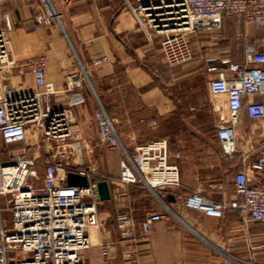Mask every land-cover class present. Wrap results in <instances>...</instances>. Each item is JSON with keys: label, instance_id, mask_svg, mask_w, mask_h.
Wrapping results in <instances>:
<instances>
[{"label": "crops", "instance_id": "obj_1", "mask_svg": "<svg viewBox=\"0 0 264 264\" xmlns=\"http://www.w3.org/2000/svg\"><path fill=\"white\" fill-rule=\"evenodd\" d=\"M52 1L62 12L61 26L35 23L39 0H0L1 11L8 12L13 22L7 31L13 61L8 80L17 91L33 89L34 77L29 64L43 62L45 77L55 89L52 105L72 109L71 129L77 133L70 141L72 144L95 142L100 145L93 118L96 97L113 119L124 142L132 139L134 144H139L165 137L166 129L190 126L197 112L211 110L208 80L217 70L225 68L221 59L240 62L246 42L255 43L264 51V23L256 26L234 17H222L218 20L220 29L199 28L189 35L191 61L170 66L163 57L159 38L146 37L137 27L135 16L124 6V0H73L67 6L59 0ZM206 66H214L216 71L208 74ZM72 76H82L84 81L81 87L68 90L66 82ZM256 124L242 113L236 131L238 135L256 136L260 132L254 131ZM29 139L30 151L37 157L35 169L42 175L41 158L37 155L56 153L49 150L47 140L33 136ZM9 145L12 147L8 151H13L23 143ZM100 146L101 151L94 147L96 151L91 155H109L114 177L108 182L110 199L98 203L105 208L100 214L104 221L101 228L89 231L91 246L83 253L86 264H102L100 243L116 239L114 193L136 218L148 212L166 213L140 239L139 264H264V228L260 225L237 209H224L215 217L182 205L189 192L198 190L212 201L233 199L232 181L222 183L215 176L224 162L230 163L228 172L231 174L242 169L240 155L232 158L215 155L211 163L203 166L197 165L194 155L174 158L179 166L181 185L159 191L170 209L167 212L142 187L119 181L116 163L119 152H105L102 151L104 146ZM238 146V152L248 151L244 141H239ZM62 155H77V152ZM210 175L211 184L200 190L197 180ZM252 176L256 180L263 179L258 174ZM133 187L140 190L139 197L133 193ZM3 199L0 198V206ZM3 221L0 213V227ZM122 263L118 245L107 264Z\"/></svg>", "mask_w": 264, "mask_h": 264}, {"label": "built area", "instance_id": "obj_2", "mask_svg": "<svg viewBox=\"0 0 264 264\" xmlns=\"http://www.w3.org/2000/svg\"><path fill=\"white\" fill-rule=\"evenodd\" d=\"M72 1L59 3L67 6ZM39 2L35 23L61 26L62 12L56 4L52 0ZM124 6L148 39L159 38L163 57L170 66L191 61L189 35L199 28L220 29L218 20L222 17H234L256 26L264 23V0H124ZM12 25L10 14L0 9V141L5 145L23 143L17 150L8 151V159H0V198H8L11 214L10 224L0 227V264H86L83 253L91 246L89 231L103 225L98 212V183L110 182L112 178L98 172L95 163L60 174L62 162L54 156H43L42 184L34 185L37 157L30 151L29 137L63 142L74 140L77 133L71 129L72 109L52 105L55 89L45 77L43 62L29 64L33 89L20 92L9 83L8 71L13 61L7 31ZM221 63L226 66L217 71L214 66L205 67L208 74L216 71L208 80L211 110L219 120L215 138L223 153L232 158L238 152L239 136L248 146V151L237 154L244 167L233 172V199L212 201L198 190L189 192L182 205L215 217L224 209H237L264 228V51L257 44L246 42L240 62L223 58ZM83 81L82 76L68 77L66 88L81 87ZM96 102L93 118L97 141L108 150L119 152V181L142 187L170 212L159 191L181 185L179 166L173 161L180 152L171 148L166 137L139 144L130 138L124 142L97 97ZM242 113L258 123L254 127L255 132L260 131L256 136L238 135L236 126ZM69 173L84 178V182L70 178ZM257 174L263 179L252 176ZM113 199L117 206V236L100 243L102 264L108 263L118 245L122 264H139L140 239L166 213L148 212L136 218L128 207L121 205L117 193ZM2 210L0 206V213Z\"/></svg>", "mask_w": 264, "mask_h": 264}, {"label": "rangeland", "instance_id": "obj_3", "mask_svg": "<svg viewBox=\"0 0 264 264\" xmlns=\"http://www.w3.org/2000/svg\"><path fill=\"white\" fill-rule=\"evenodd\" d=\"M218 115L214 113L212 110L209 111H199L196 113L195 120L191 122L189 126H182L178 128H169L167 130V135L165 137L168 139L170 146L174 150H178L180 155H194L195 162L198 166H203L206 163H211L212 158H215V155H225L221 149L219 142L215 138V130L218 124ZM48 142V147L50 151H54L56 155H37L40 158L43 156L53 157L57 161H61L63 167L60 170V174H64L66 172L72 171V168L79 167L81 165H86L90 163H95L98 165V172L101 174L113 178V173L111 171L110 162L108 161L109 155H91L94 152V147L96 150L100 149L101 146L96 145L95 142L92 144H72L69 140L66 141H56L55 139H46ZM240 141V137L238 136V142ZM95 145V146H94ZM12 147V145L0 144V157L4 159H8V150ZM239 147V146H238ZM95 150V151H96ZM72 151L77 152V155H62L64 153H71ZM102 151H108L107 148L103 147ZM95 153V152H94ZM239 152H236L234 155H237ZM118 167V158L116 160ZM228 164H230L228 162ZM224 162V165H221V170L216 174L217 177L222 183L225 181H232V176L230 172H228V165ZM40 169V166H39ZM70 178H77L75 174H71ZM212 179V176L202 177L197 180L200 182L199 189L207 188L211 183L209 180ZM42 184V176L40 171L36 170V176L34 179V185L36 187H40ZM134 194H137L138 197L140 195V190L133 187ZM161 198V197H160ZM153 201L157 203H161L156 196L152 197ZM163 200V198H161ZM3 210L1 212L4 226H8L11 221V214L9 212L8 206V198H4L1 204ZM110 208V207H108ZM111 211H114L113 208H110ZM105 210L104 206H98L99 215L101 212ZM106 220V219H105ZM104 221V220H103Z\"/></svg>", "mask_w": 264, "mask_h": 264}, {"label": "water", "instance_id": "obj_4", "mask_svg": "<svg viewBox=\"0 0 264 264\" xmlns=\"http://www.w3.org/2000/svg\"><path fill=\"white\" fill-rule=\"evenodd\" d=\"M72 173H69L68 176L70 177ZM77 177V176H76ZM78 178V177H77ZM81 182H84V178H78ZM111 197L110 190L108 186V182L103 180L98 183V195L97 199L100 201H107Z\"/></svg>", "mask_w": 264, "mask_h": 264}]
</instances>
